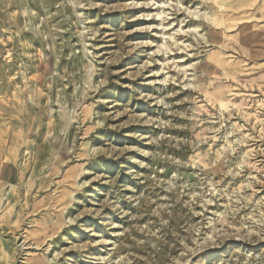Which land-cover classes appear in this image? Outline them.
<instances>
[{
	"label": "rangeland",
	"instance_id": "374dc122",
	"mask_svg": "<svg viewBox=\"0 0 264 264\" xmlns=\"http://www.w3.org/2000/svg\"><path fill=\"white\" fill-rule=\"evenodd\" d=\"M0 264H264V0H0Z\"/></svg>",
	"mask_w": 264,
	"mask_h": 264
}]
</instances>
